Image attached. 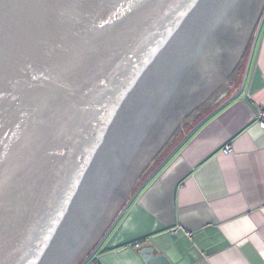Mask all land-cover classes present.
I'll list each match as a JSON object with an SVG mask.
<instances>
[{
	"label": "water",
	"instance_id": "obj_1",
	"mask_svg": "<svg viewBox=\"0 0 264 264\" xmlns=\"http://www.w3.org/2000/svg\"><path fill=\"white\" fill-rule=\"evenodd\" d=\"M263 8L264 0H0V264H79L197 107L179 99L217 32L246 11L236 74Z\"/></svg>",
	"mask_w": 264,
	"mask_h": 264
},
{
	"label": "crops",
	"instance_id": "obj_2",
	"mask_svg": "<svg viewBox=\"0 0 264 264\" xmlns=\"http://www.w3.org/2000/svg\"><path fill=\"white\" fill-rule=\"evenodd\" d=\"M215 99L82 264H264V18Z\"/></svg>",
	"mask_w": 264,
	"mask_h": 264
},
{
	"label": "flooded vegetation",
	"instance_id": "obj_3",
	"mask_svg": "<svg viewBox=\"0 0 264 264\" xmlns=\"http://www.w3.org/2000/svg\"><path fill=\"white\" fill-rule=\"evenodd\" d=\"M245 13L246 11L240 15L235 12L234 16L236 15L237 19L234 20L232 18V20L225 22V26L217 32L205 51L206 53L213 52L210 54L209 59L201 58L199 60L198 71L191 76V83L188 86V91L180 97L179 103H182V105H188L197 100L200 101L197 103V107L193 108L189 114L183 116L181 123L185 118L190 117L195 109L204 105L215 96L217 97L224 86L231 84L236 79L233 72L237 69L236 65L241 58V53L243 52L249 37V26H247ZM246 27L248 28V31ZM247 52L248 51H246V54ZM194 80H197V82H193ZM171 114L170 112L164 114L162 120H166L171 124V118L169 117ZM181 123L179 126L182 125ZM122 211L123 210L119 211V213L118 211L116 212L113 218L114 221Z\"/></svg>",
	"mask_w": 264,
	"mask_h": 264
},
{
	"label": "rangeland",
	"instance_id": "obj_4",
	"mask_svg": "<svg viewBox=\"0 0 264 264\" xmlns=\"http://www.w3.org/2000/svg\"><path fill=\"white\" fill-rule=\"evenodd\" d=\"M263 14H264V8H263V11L261 13V16H260L257 28L255 30L252 42L255 38V35H258L260 32L262 20L264 18ZM251 46H252V44H251ZM251 46L249 49V53L251 51ZM249 53L247 55V58L249 56ZM246 64H247V59L242 64V69L238 70L236 72V74H235L236 84L238 82H240V80L242 79ZM231 90L234 91L235 90L234 87ZM215 98H216V96L213 99H210L209 101H207L204 105L197 108L195 110V113H193L194 115H191L190 117L185 118L182 121V123H181L182 125H180L177 128V130L171 135V137L166 141V143L162 146V148L157 152V154L154 156V158L151 160V162L146 166V168L143 171H141V173L138 176L137 181L134 183V185L132 186V189H130L127 197L124 199L123 203L121 204V206L118 210V213H119V211H121L125 208L126 204L131 199V197L135 194V192L139 189V187L150 177V175L160 166V164L170 155V153L181 143V141L185 138V136L189 133V131L195 126V124H197L204 116H206L208 113H210L213 109H215L219 105L220 102H218V101L220 99L216 100ZM190 120H192V121H190ZM107 229L105 230V232L107 231ZM105 232L103 233V235L105 234ZM103 235L100 237V239L95 244V246L92 248V250L82 259V261L79 264H82L91 256L92 251L94 250L96 245L100 242Z\"/></svg>",
	"mask_w": 264,
	"mask_h": 264
},
{
	"label": "built area",
	"instance_id": "obj_5",
	"mask_svg": "<svg viewBox=\"0 0 264 264\" xmlns=\"http://www.w3.org/2000/svg\"><path fill=\"white\" fill-rule=\"evenodd\" d=\"M262 113H263V112H262ZM229 148H230L229 146H226V148H225V149H226V150H228Z\"/></svg>",
	"mask_w": 264,
	"mask_h": 264
},
{
	"label": "trees",
	"instance_id": "obj_6",
	"mask_svg": "<svg viewBox=\"0 0 264 264\" xmlns=\"http://www.w3.org/2000/svg\"><path fill=\"white\" fill-rule=\"evenodd\" d=\"M251 44H252V43H251ZM247 53H248V52H247ZM247 55H248V54H247ZM193 113H195V111H193ZM193 113H192L191 115H194ZM139 180H140V179H139Z\"/></svg>",
	"mask_w": 264,
	"mask_h": 264
}]
</instances>
